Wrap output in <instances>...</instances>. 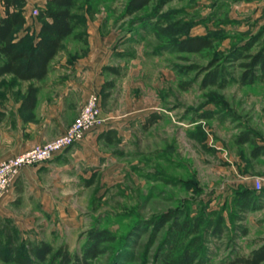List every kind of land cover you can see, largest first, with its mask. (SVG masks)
<instances>
[{
	"label": "rangeland",
	"instance_id": "1",
	"mask_svg": "<svg viewBox=\"0 0 264 264\" xmlns=\"http://www.w3.org/2000/svg\"><path fill=\"white\" fill-rule=\"evenodd\" d=\"M127 2L75 1L72 11L82 17L76 31L85 42L67 37L61 47L75 53L87 45L88 32L110 35L99 93L112 122L89 146H80L82 138L64 148L59 168L44 167L36 185L15 179L8 188L13 215H0V264H16L12 257L28 255L39 240L80 253L88 232L99 228L115 239L100 243L91 264H159L180 251L173 218L153 225L169 210L179 220L202 219L192 264H229L264 239V192L241 207L230 187L239 179L236 160L249 158L251 173H264V155L252 158L250 144L234 142L246 131L264 145V79L237 83L242 59L230 56L264 24L263 11L253 0H150L127 13ZM44 5L33 2L26 10L36 32L40 20L32 8ZM194 35L209 36L211 46L193 52L176 47ZM215 66L223 78L202 85ZM209 110L210 117L199 116ZM151 113L157 119L144 128ZM70 148L80 149L78 156Z\"/></svg>",
	"mask_w": 264,
	"mask_h": 264
},
{
	"label": "trees",
	"instance_id": "2",
	"mask_svg": "<svg viewBox=\"0 0 264 264\" xmlns=\"http://www.w3.org/2000/svg\"><path fill=\"white\" fill-rule=\"evenodd\" d=\"M76 0H45L44 7L37 9V18L40 20L38 34L28 35V29L21 26L26 19L23 15L25 0H0V76L4 73L12 75L15 79L27 80L25 96L22 104L25 107L33 106L38 87L34 81L41 80L47 73L50 59L61 49L62 40L72 37L74 40L85 42L83 33L76 31L82 23V17L73 12ZM125 11L127 13L145 6L150 0H127ZM209 36L194 35L181 38L176 42V47L184 51H200L210 47L212 42ZM258 42L256 50L249 51L252 44ZM230 56L241 58L238 65L240 72L237 83L250 84L254 80L264 79V24L253 33L244 43L231 49ZM211 65V63L209 64ZM208 65V66H209ZM208 66L206 68H208ZM222 74L220 68L215 66L208 71L202 85L215 83ZM210 110L199 116L210 117ZM157 119L155 113L146 117L143 123L145 128ZM234 142L250 144L249 156L255 158L264 155V145L255 143L246 131L239 133ZM184 183L194 185L185 180ZM233 201L241 207L254 202L264 192V187L254 190L252 187L237 185L231 187ZM176 211L169 210L157 215L153 225L162 226L174 219L175 245L181 241L180 251L176 255H164L159 264H192L199 255L201 236L199 227L202 219L197 217L176 218ZM88 243L80 253L70 252L64 244L52 246L44 240L32 244L28 248V255H14L12 260L16 264H91V261L101 253L100 243L111 242L115 236L107 228H99L88 232ZM264 262V239L258 247L253 248L243 255H235L229 260V264H261Z\"/></svg>",
	"mask_w": 264,
	"mask_h": 264
},
{
	"label": "crops",
	"instance_id": "3",
	"mask_svg": "<svg viewBox=\"0 0 264 264\" xmlns=\"http://www.w3.org/2000/svg\"><path fill=\"white\" fill-rule=\"evenodd\" d=\"M253 1L257 10L264 13V0ZM33 2L36 5H44V0H25L23 15L26 21L21 29L27 28L28 33L33 29L36 38L38 34L36 32L37 26L35 23H30L26 15V10ZM91 32L90 34L87 33V45L80 51L68 54L61 47L50 59V65L44 78L33 83L38 89L31 108L22 104L26 94V86L30 81L17 80L6 73L0 76V81L11 79L10 82L0 83V160L19 154L21 151L35 145V143L47 141L62 133L77 115L80 104L84 99L92 92H97L100 95L99 91L105 79L103 71L109 61L108 44L110 35H102L96 30ZM66 38L62 40V43ZM13 80L15 82H12ZM67 110L69 116L64 113ZM101 115L107 119L105 125L87 133L79 143L81 147L89 146L94 133L106 129L109 123L112 122L111 116L106 115L102 108ZM63 151L56 153L45 162L22 166L15 179L19 177L22 180L21 184L25 186L36 185L37 174L42 172L44 167L47 169L59 168L61 161L65 159V156L61 155ZM70 153L74 157L78 156L80 149L70 148ZM248 159L240 160V164L239 160H236L237 170L239 171L236 177L239 179H236L234 184H230V187L241 184L247 187L251 185L250 180L242 179L243 175H253L251 173L252 169L248 166ZM13 197L12 192L7 189L5 196L0 198L1 216L13 215L11 210Z\"/></svg>",
	"mask_w": 264,
	"mask_h": 264
},
{
	"label": "built area",
	"instance_id": "4",
	"mask_svg": "<svg viewBox=\"0 0 264 264\" xmlns=\"http://www.w3.org/2000/svg\"><path fill=\"white\" fill-rule=\"evenodd\" d=\"M36 12V8H32V14ZM80 105L77 115L62 133L0 160V196L13 184L22 166L45 162L64 148L79 142L87 133L105 125L107 119L101 115L100 95L97 92L90 93ZM242 179L250 180V187L255 191L264 187V173L243 175Z\"/></svg>",
	"mask_w": 264,
	"mask_h": 264
}]
</instances>
